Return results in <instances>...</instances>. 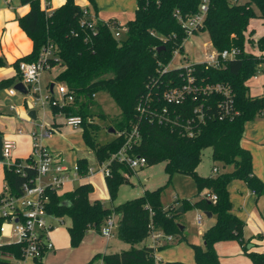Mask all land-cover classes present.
<instances>
[{
  "label": "trees",
  "instance_id": "16d2710c",
  "mask_svg": "<svg viewBox=\"0 0 264 264\" xmlns=\"http://www.w3.org/2000/svg\"><path fill=\"white\" fill-rule=\"evenodd\" d=\"M201 2L136 0L134 18L124 25V37L116 39L110 29V25L116 23L97 20L93 30L81 26L83 8L74 0H64L51 13L41 8L40 0H21L23 5H28L29 11L18 17L17 23L31 41L32 51L12 65L18 70L20 62H34L46 48L52 47V55L47 61L51 68L61 69L55 80L64 84L74 95V102L50 107L51 112L53 115L61 112L82 118V137L97 161H105L117 152L125 140L124 135L136 127L140 141L132 152L144 157L146 166L165 163L168 175L179 173L193 178L197 194L194 198L182 201L183 212L199 209L215 216V223L201 234L203 247L191 246L194 264H219L214 245L226 241H238L244 255L253 264H264V251H253L255 245L251 239H243L245 223L232 213L227 191L230 181L240 179L256 196L264 194V183L252 173L250 154L240 146L244 125L264 115V94L252 97L245 85L248 79L261 72L260 65L264 59L244 51L247 41L245 32L250 20H264V0H207L206 17L200 32L208 34L211 48L216 53L236 48L239 56L222 61L220 67L199 62L187 68L168 70L167 66L174 54L183 52L187 37L177 17L185 20L195 15ZM256 44L258 50L264 52V36ZM5 66V60L0 57V68ZM188 78L192 80L191 88L217 84L226 86L232 101L230 117L219 118L221 111L217 102L223 103L226 98L218 95L190 93L180 104L167 103L164 94L170 89H180L188 83ZM19 79L17 74V77L2 81L0 88L14 84ZM100 92H105L120 110L110 125L116 134L115 138L103 145L93 139L96 130L93 120L105 119L96 100L92 98V95ZM213 96L214 102L209 104L207 100ZM203 102V120L198 121L193 110ZM163 109H166V114H162ZM161 118L163 121H159ZM188 132L193 134L188 136ZM206 148L211 149L214 162H221L225 167L231 166L233 170L216 177L199 176L196 168ZM32 161L31 156L24 161L15 159L13 165L3 167L7 191L4 190L0 197L5 196V192L9 196L21 194L23 184L33 179L35 171L23 167L22 176L16 172V168L22 163L31 164ZM77 166L79 174L83 175L88 164L81 159L77 161ZM110 167L111 175L104 180L108 194L113 199L126 181L121 172L133 173L116 162ZM204 190L207 194L215 195L216 202L199 197ZM92 191V186L86 183L62 196L48 192L49 202L46 205L50 216L70 220L67 233L71 248L78 247L89 231L100 232L103 223L112 214L118 218L116 238L129 245V249L115 254L96 255L85 264H99L100 261V264H158L154 249L144 242L152 224L155 229L172 237L181 233L175 221L179 215L175 208L162 207L155 193L145 192L143 196L110 210L99 200H89ZM3 254L20 258V245L0 247V264H14L3 259ZM41 259H36V263L40 264Z\"/></svg>",
  "mask_w": 264,
  "mask_h": 264
},
{
  "label": "built area",
  "instance_id": "2783aa9c",
  "mask_svg": "<svg viewBox=\"0 0 264 264\" xmlns=\"http://www.w3.org/2000/svg\"><path fill=\"white\" fill-rule=\"evenodd\" d=\"M206 12L207 0H202L198 12L195 15L185 20L177 17L178 21L181 23V27L185 31L187 36L186 39L200 32L206 17ZM96 22L97 18L95 15L87 9H83V18L80 21V25L93 30ZM110 29L116 39L120 38L119 30H122L124 33L126 31L125 27L121 28L118 24L113 25V27L110 26ZM51 49L52 47L46 48L34 62H20L18 65V75L20 79L17 83L23 84L27 91L26 96H34L36 100L40 101L41 105H43V102L40 97L42 88L39 85V76L43 71H49L51 69L47 61V59L52 55ZM238 56L239 50L236 48L223 50L220 53H216L212 50L207 58L202 62L213 67H220L222 61L236 59ZM189 65L184 68H187ZM167 69L169 70L170 68L167 66ZM187 82L188 83L180 89H170V91L166 92L164 94L165 101H167V103L177 105L182 103L185 96L190 93L212 94L214 96L218 95L221 98H226L223 103L220 101L217 102L221 111V116L219 118L230 117L232 113V101L229 99L230 94L226 86L217 84L213 86H206L204 88H191L190 84L192 83V80L188 78ZM56 90L59 98H55L54 95L52 96L50 92L47 91V95L44 98L47 105L50 107H61L74 102V95L64 84L59 83ZM17 93L18 92L14 89L8 90L9 96H15ZM214 96L207 100L209 104L214 102ZM92 98L95 99L96 95H92ZM203 105H205V102L197 105L193 110V113L197 117L198 121L203 120ZM10 108H13V105H10ZM166 113V109H163L162 114ZM54 116L63 117L64 125L68 127L75 128L78 126L81 127L82 125V118L80 116L64 115L61 112H58ZM159 121H163V119L161 118ZM43 130L42 137H49L52 133L51 130H48L46 127H43ZM192 134V132H188V136H191ZM32 136L33 139L37 141L35 135L33 134ZM124 139L125 140L122 146L117 152L112 154L105 161H97L95 167L87 166L83 175L79 174V167L77 165L67 167L63 164V160L59 157V155L50 152L48 149L43 147L41 143L34 144L31 153V157L33 159L32 163H22L21 165H18L16 172L23 176V167H29L34 169L35 176L33 179L29 180V183L23 184L20 195L9 196L7 195V192H5V196L0 197V218L2 220L0 225V247L8 244H19L21 253L20 258H16L12 254H3V259L11 261L14 264H26L27 261L41 259L45 253L52 251L53 245L49 239L51 226L47 222V217L50 215L46 211V205L49 202L48 192H55L58 194L65 183L71 180L69 177L71 173L74 176L73 179L90 177L97 173H101L105 178L111 175L110 165L113 162L122 164L132 173L146 167V159L132 152L133 147L138 145L140 141V135L137 128L132 127L130 131L124 135ZM13 146L14 145L11 141H2L0 168L4 166L8 167L14 164L15 160L12 159ZM213 172H217V169H213ZM121 176L127 181L130 174L123 171L121 172ZM4 190L7 191V188L4 187ZM203 198L212 202H216L217 200L216 196L212 194H204ZM202 218V213L197 214L195 217V224L199 227L202 225ZM116 226V216L112 214L103 223L99 234L104 239H109L112 237ZM149 229L147 239H149L150 243L148 247L152 249L159 246L162 241L170 242L172 240V236L155 229L152 225L149 226ZM155 261L156 263H159L156 257Z\"/></svg>",
  "mask_w": 264,
  "mask_h": 264
},
{
  "label": "crops",
  "instance_id": "0c3cea01",
  "mask_svg": "<svg viewBox=\"0 0 264 264\" xmlns=\"http://www.w3.org/2000/svg\"><path fill=\"white\" fill-rule=\"evenodd\" d=\"M74 1L78 6H80L79 3H81V0H74ZM40 2H41V8L45 10L47 13H51L53 10L61 6L64 3V0H40ZM87 4L88 2L87 0H85L83 3L84 5L83 9H87L90 11V7H88ZM96 5L97 7L99 6L98 7L99 12L97 11L94 12L96 14L97 20H101L100 19L101 16L103 21H107V20L117 21L116 17L111 16L112 11H106L108 9L106 7H102L99 4L98 0L96 1ZM126 10H127V6H126ZM28 11H29L28 5H23L21 3V0H0V57H2L6 62V66L0 68V82L17 77L18 70L12 64L16 60L28 55L32 51L31 41L27 38L25 33L19 28L17 23V18L24 16ZM120 11L122 15H126L127 13V12L125 13L122 9H120ZM90 12L93 13V11ZM105 13L106 16H103V14ZM262 36H264V20L259 18L250 20L247 30L245 32V38L247 41L245 43L244 51L246 53L253 54L256 56H260V57L262 56V59H264V52H260L256 44V41ZM193 63H197V62H193ZM260 68H261V72H259L256 76L248 79L245 82V85L248 88L249 95L252 97H258L264 94V61H262ZM60 70L61 69L59 68L54 78H52L54 79L55 82H56L55 78L57 74L60 72ZM260 75L262 76L261 78ZM52 79H48L46 83V93L47 91L50 92L51 85H53V89H54L55 84L51 83L53 81ZM16 83L17 82L6 86L8 87L7 90L0 91V137L2 141H11L13 143L14 146L12 149V159L14 160L19 159L24 161L31 156L33 150L32 148L33 141L30 136V131H33L34 128H32L30 122H27L28 120H31L30 117H28L29 112L26 115L25 110L23 109V105L26 106V103H23L19 97L20 95L23 96L26 95L19 93L18 91L17 92L20 94L19 96L18 93L15 94V96L8 95V90L14 89L13 87L15 86ZM58 84L59 83H57V85ZM10 105H13V108H10ZM13 112L15 114H11ZM50 114L53 117L52 118L53 121L47 129L51 130L52 132L51 135H53L55 132L60 131L62 125L56 123L52 112ZM18 125L19 127L16 129ZM20 126L23 128V132H21ZM51 135L49 137H51ZM49 137H45V136L42 137L40 139L41 145L46 149H48L50 152L59 155V157L63 160L64 163L65 160L61 154L62 152L61 150L51 151L48 148L50 144V140H48L47 138ZM83 143L85 144L84 141ZM240 146L243 149L247 150L250 154L253 175L258 180H260V182L264 183V115L259 116L253 121L247 122L244 125L242 138L240 140ZM81 159L85 160L88 166H91V164L88 162L83 152H80L76 156L73 155L72 165L67 167H72L73 165H77V161ZM95 162L97 163L96 158H95ZM80 178L71 179L70 181L71 182L77 181L76 182L77 186L86 183L90 184L93 188V191L89 195V200L90 201L98 200V198L92 196L93 194H95L93 193L95 191V185L92 182L88 181L89 178L91 177H82L81 179ZM105 188H106V184H105ZM233 189L238 190V196L235 195ZM3 191H4L3 167H1L0 195L3 193ZM106 192L108 193L107 188H106ZM202 192L205 193V190ZM201 194L202 193H200V195ZM58 195L62 196L63 194L61 193V191H59ZM228 196L231 203L232 213L241 220H243L245 223L243 229V239L244 240L251 239V243L255 245V247H253L252 249L253 251L255 252L264 251V194L256 196L250 189H248V187L244 182L243 183L234 182L228 186ZM174 204L175 203H173V205L171 206L175 208ZM194 210L197 211L195 217L197 214L200 213H203V218L206 216L204 214L205 212L199 209H194ZM203 218H202V224H203ZM53 219L55 220L57 218L53 216L47 217V222L51 226V229L53 228L52 227ZM208 219H210L211 222L206 227H210L215 223L214 215L211 214L210 218ZM194 223H195V218H194ZM179 226L183 227V230L181 231V233H183L185 231V226L182 223H179ZM259 236H261L262 238L259 239L258 238ZM51 237L52 235L50 230L49 239L53 245V249L52 251L45 253L43 258L40 260L41 262L40 264L43 263L85 264L91 261L96 255L107 254V246L109 244V241L111 238L114 237L116 238V235L114 230L112 237H110L109 239H104L99 234V232L92 230L89 231L83 237L81 243L76 248H71L69 243L67 244L65 241H62V244L60 243L59 246L60 248L58 249V251L59 252H61V250L64 251L66 256L64 255L60 258L57 257V259L53 258L57 254L55 250V245ZM146 241L148 243L146 245H149L150 243L149 239L148 240L146 239ZM180 248L181 246L174 244V239L172 237V240L170 242L162 241V243L154 249L155 251L154 256L159 262L158 264H164L166 262H180L183 264H194L195 262H194L193 250H190L188 248H183L182 251L187 255H189L190 258L187 257L180 258L177 257V255L171 257L172 255L171 251L176 249L178 250ZM214 249L218 256L219 264H253L250 261V259H248L244 255L242 247L238 241L218 242L214 245ZM168 252H170V254ZM81 258L82 260H77ZM43 260L45 262H43ZM26 264H37V263L35 260H29L27 261Z\"/></svg>",
  "mask_w": 264,
  "mask_h": 264
},
{
  "label": "rangeland",
  "instance_id": "374dc122",
  "mask_svg": "<svg viewBox=\"0 0 264 264\" xmlns=\"http://www.w3.org/2000/svg\"><path fill=\"white\" fill-rule=\"evenodd\" d=\"M85 0H81L80 6L81 8L84 7L83 3ZM97 1V0H96ZM96 1L87 0L88 7H90V11L99 12L98 7L96 5ZM99 4L102 7H106L108 10L112 11L111 16L116 17L117 21L110 20L108 23H116L124 27V25L134 18L135 9H136V0H98ZM127 6V10H126ZM100 9V8H99ZM120 9H122L126 15H122ZM102 11V10H101ZM129 13V14H128ZM100 14V13H99ZM106 16V13L103 14ZM99 21H103L102 17L100 16ZM113 27V24L110 25ZM120 37H124V32L119 30ZM251 45V44H250ZM212 48L209 42V36L206 32H198L193 36L186 39L183 44V52L174 54L172 60L170 61L168 68L174 69L179 67H185L193 62H202L204 61L207 56L211 53ZM59 67L51 68L49 71H43L39 76V85L42 87V92L40 93V97L42 98L43 105H41L39 100H36L34 96H23L18 93L21 101L26 103V106L23 105V109L27 115L30 111L36 112V120H28L34 128L33 131H30V136L33 141V146L36 143H40V139L43 136V127L48 128L49 125L53 121V117L50 114L51 108L47 105V102L44 100L46 97V83L48 79L54 78L55 74L58 72ZM262 75V73H261ZM260 75V78L262 77ZM252 78V77H251ZM51 83H54L53 95L55 97H59L56 93L57 83L52 79ZM8 87H1L0 91L7 90ZM98 106L102 110L103 114L105 115V119L95 118L94 124L96 126V130L93 134V139L96 143L103 145L109 143L115 138V133H110L109 129L111 128L110 125L112 124V120L115 119L120 110L118 106L113 102V100L105 93L100 92L96 95L95 98ZM92 111H96V109H92ZM11 114H15L14 112ZM13 116V115H12ZM54 119L57 124H61L62 127L60 131L55 132L51 137L47 138L50 140V144L48 148L53 150H61V154L65 160L63 164L66 166L72 165L73 155L76 156L78 153L83 152L88 162L91 166L95 167V155L92 150L86 147L83 143L84 139L82 137V129L81 127H68L64 125V118L61 116H54ZM19 125L16 127V129ZM21 132H23V128L20 126ZM35 135L37 141L33 139L32 135ZM32 146V148H33ZM85 150V151H84ZM55 151V152H57ZM211 149L206 148L201 153V159L198 167L196 168V172L201 177H216L219 174H224L227 172H231L233 167L231 166H223L221 162H214L211 157ZM73 154V155H72ZM95 162V163H94ZM213 168L217 169V172H213ZM70 179H73L74 176L71 173ZM89 182H92L95 185V191L92 196L98 198V200L102 203L105 208L113 209L127 201L139 198L143 196L145 192L148 193H155L159 204L162 207L168 208L169 206H175V211H177L181 207V203L183 200H188L190 198H194L197 194V189L194 183V180L190 176L182 175L179 173H173L171 176L168 175L165 171V163H158L153 166H146L141 170L134 172L132 175L129 176L127 181H125L118 189L116 196L112 199L110 198L109 194L106 192L104 176L101 173L94 174L90 176ZM77 182V181H76ZM76 182H66L65 185L61 188V193L66 194L73 190L77 184ZM83 182V181H82ZM243 183L240 179H233L230 181L228 186L232 183ZM81 183V182H80ZM227 186V191H228ZM234 187V186H233ZM233 192L236 196H238V190L233 189ZM199 197H203L204 194L201 192ZM176 200V201H175ZM238 210V209H236ZM196 210L189 209L186 210L184 213L179 214L175 219L176 223H182L185 226V231L180 233L179 235H173L174 244L181 246L180 249L172 250L171 257L176 256L180 258H190L189 255L182 251L183 248H188L192 250V245H199L203 247V241L201 238V232L210 228L206 227L211 222L206 216L203 218V224L199 227L195 225L194 218L196 214ZM203 214V213H202ZM116 220L118 218L116 217ZM49 221V220H48ZM182 221V222H181ZM53 228L51 229V239L55 245L56 254L53 258L57 259V257L66 256L64 251H58L60 248V243L65 241L67 244L69 243L67 227L70 225V220L66 217L64 218H57L53 219ZM155 228V225L152 224ZM9 229V227H8ZM160 230V229H157ZM148 240V239H147ZM65 243V244H66ZM144 244H148L145 240ZM170 248V247H168ZM129 249V246L123 242H120L117 238H111L109 244L107 246V254H115L120 253L121 251H126ZM48 253V252H47ZM170 254V252H168ZM53 255V254H52ZM48 256V255H47ZM50 260V259H49ZM62 260V259H61ZM77 260H82L77 259ZM43 262H45L43 260ZM83 262V261H81ZM99 264L101 263L98 262ZM45 264V263H43ZM83 264V263H80Z\"/></svg>",
  "mask_w": 264,
  "mask_h": 264
},
{
  "label": "water",
  "instance_id": "95a60500",
  "mask_svg": "<svg viewBox=\"0 0 264 264\" xmlns=\"http://www.w3.org/2000/svg\"><path fill=\"white\" fill-rule=\"evenodd\" d=\"M161 48L158 49V51L160 50ZM14 90L18 91L19 93H22L24 95L27 94V91L25 89V87L23 86V84L21 83H16L15 86L13 87ZM50 94L53 95V85L50 86ZM28 117H30L31 120H36V112L35 111H30L29 114H28ZM109 132L110 133H114V129L110 128L109 129ZM1 147H2V139L0 137V160H1ZM178 213H181L183 212V207L181 206L178 210H177ZM208 218H210L211 214L210 213H204ZM180 227V226H179ZM180 230L182 231L183 230V227H180Z\"/></svg>",
  "mask_w": 264,
  "mask_h": 264
}]
</instances>
